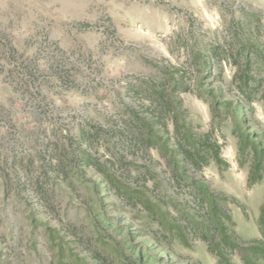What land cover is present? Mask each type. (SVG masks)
<instances>
[{"label": "rangeland", "instance_id": "374dc122", "mask_svg": "<svg viewBox=\"0 0 264 264\" xmlns=\"http://www.w3.org/2000/svg\"><path fill=\"white\" fill-rule=\"evenodd\" d=\"M0 264H264V0H0Z\"/></svg>", "mask_w": 264, "mask_h": 264}, {"label": "crops", "instance_id": "0c3cea01", "mask_svg": "<svg viewBox=\"0 0 264 264\" xmlns=\"http://www.w3.org/2000/svg\"><path fill=\"white\" fill-rule=\"evenodd\" d=\"M252 231H253V229L250 230V233H251ZM250 233H249V235H250Z\"/></svg>", "mask_w": 264, "mask_h": 264}]
</instances>
